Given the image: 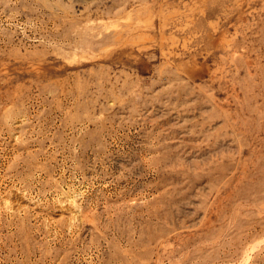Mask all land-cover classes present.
Masks as SVG:
<instances>
[{"label": "rangeland", "instance_id": "1", "mask_svg": "<svg viewBox=\"0 0 264 264\" xmlns=\"http://www.w3.org/2000/svg\"><path fill=\"white\" fill-rule=\"evenodd\" d=\"M0 264H264V0H0Z\"/></svg>", "mask_w": 264, "mask_h": 264}]
</instances>
